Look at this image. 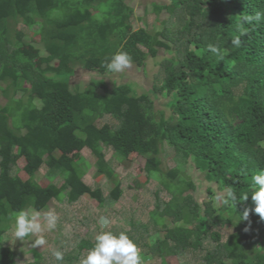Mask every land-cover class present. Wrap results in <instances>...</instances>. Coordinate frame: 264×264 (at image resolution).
<instances>
[{"label": "trees", "instance_id": "trees-1", "mask_svg": "<svg viewBox=\"0 0 264 264\" xmlns=\"http://www.w3.org/2000/svg\"><path fill=\"white\" fill-rule=\"evenodd\" d=\"M258 12L264 13V0H178L162 27L146 20L132 29L135 10L127 0H0V264H18L8 233L20 211L45 213L52 200L75 203L89 194L101 212L94 222L108 216L105 207L124 189L107 148L122 160L143 157V170L160 180L153 212L163 220L156 230L164 237L150 242L116 232L142 249L140 264L157 257L168 263L169 255L195 264H264V220L251 199L252 177L264 170V17L256 21ZM237 36L239 47L232 44ZM210 44L223 56L210 52ZM162 48L175 54L161 60L152 88L140 94L127 82L110 89L104 78L72 83L77 66L104 75L111 57L123 52L145 68ZM26 83L35 98L26 96ZM159 96L167 98L168 114L156 108ZM165 145L176 151L167 170ZM85 149L97 165L93 174L113 183L107 196L85 180L82 164L91 160ZM190 159L226 191L229 215L217 213L213 198L198 202L186 193ZM163 190L169 200L159 199ZM246 209L249 217L241 219ZM136 217L128 222L135 230ZM226 225L235 230L225 236ZM94 242L79 237L67 264L81 261Z\"/></svg>", "mask_w": 264, "mask_h": 264}, {"label": "rangeland", "instance_id": "rangeland-1", "mask_svg": "<svg viewBox=\"0 0 264 264\" xmlns=\"http://www.w3.org/2000/svg\"><path fill=\"white\" fill-rule=\"evenodd\" d=\"M135 10V15L132 17V29H138L144 26V21H148L150 25H154L156 28L162 27L161 19L168 16L178 4V0H127ZM175 1V2H174ZM163 5L167 8L162 9ZM140 17L142 19H140ZM153 32V31H151ZM30 34V32H29ZM31 36L40 38L35 33L31 32ZM25 47V45H24ZM30 50H35L34 46H27ZM175 51L169 52L165 48L160 49L158 56L149 57L146 62L145 68L138 67L136 64L131 63V66L120 73H113L108 71L104 75L91 69H84L80 66L76 67L75 74L72 78V83H80L82 86L90 83L92 78H104L109 88H113L116 84L120 83H130L136 90V93L140 94L152 88L154 82V75L159 69V63L164 57H172ZM29 91L26 96L32 99L35 98V88L30 83H26ZM167 98L165 96H159L155 99L156 108L160 110H166L169 113V107L166 104ZM4 102V99L0 96V103ZM3 104V103H2ZM107 118V117H106ZM111 122H114L110 117L107 118ZM84 155L90 158V161H86L82 164L86 168L85 180L88 183H92L93 186H99L103 188V195L107 196L110 191V187L113 183L106 181L103 175L95 176L94 170H96L97 165L90 156V150L85 149ZM176 151L173 146L165 145L163 150L162 160H163V170H167L173 167L176 163L175 160ZM106 156L110 159L113 166L119 172V177L123 181V195L121 199L114 203L111 207H105L104 212L108 213L107 217L110 221L108 228L104 229L107 231H112L116 233L117 231H129V234L133 239L137 238V235L144 236L146 240L150 242L156 241L158 238H163L164 233L162 230H156V223L163 224L162 219H157L155 212L157 211L156 201L158 197L155 195V191L161 187L160 180L149 175L143 170L145 159L143 157H138L137 155H131L129 159L122 160L114 151L110 148L106 149ZM87 158V159H88ZM23 163L22 160H20ZM189 167L186 169L187 185L188 190L186 193L193 194V197L198 202H204V200H210L213 198L214 205L216 207L218 214H224L225 216L230 214V211L225 208V193L226 191L219 188L214 180H209L206 178L204 171L200 169V165L193 159L189 160ZM40 181L46 184L49 179L45 173L39 172L38 174ZM37 177V176H36ZM37 177V178H38ZM149 180V181H148ZM59 184H61L62 179H59ZM212 187L214 189V194L211 195L208 192V188ZM222 197L223 199H220ZM161 200H169L170 195L166 191H161L159 195ZM49 210H53L57 216L58 220L56 227L53 230H45L40 235H43L46 244L44 246L32 247L31 241L35 237H26L24 241L15 239L14 233V223L13 229L8 233L9 244H11L17 251L16 260L18 264H67L70 254H75L77 251V239L79 237H89L92 236L93 239L95 235L99 232V225L94 221L101 215L100 207L98 206V201L92 198L89 194H85L82 200L75 203H69L64 197L63 201L52 200L50 202ZM156 210V211H155ZM155 211V212H153ZM29 212H38L31 211ZM137 216L135 220L136 230L133 227L131 229L128 222ZM154 216V217H153ZM102 217V216H101ZM100 220V219H99ZM98 220V221H99ZM43 223V220L41 221ZM171 224V221H167ZM89 223L90 225H87ZM101 226V225H100ZM142 227V229H140ZM235 229L232 225H226L223 227L224 235H228ZM146 233V235H145ZM148 233V234H147ZM150 233V234H149ZM59 237V243L54 240V238ZM67 240H65L64 238ZM153 244V243H149ZM64 245L61 249L59 246ZM34 250H33V249ZM141 251V248H138ZM55 250L63 251L64 259L63 261H56L53 256ZM86 256V255H84ZM83 256V257H84ZM168 263L164 264H195L193 261H186L179 259L176 255L166 256ZM73 264V263H72ZM74 264H80V261H76ZM149 264V263H148ZM152 264H163L162 258H155V262Z\"/></svg>", "mask_w": 264, "mask_h": 264}, {"label": "clouds", "instance_id": "clouds-1", "mask_svg": "<svg viewBox=\"0 0 264 264\" xmlns=\"http://www.w3.org/2000/svg\"><path fill=\"white\" fill-rule=\"evenodd\" d=\"M264 17V13H257L254 17L256 21H260ZM232 44L239 47L241 44L240 37L232 39ZM208 50L217 56H223L218 46L209 45ZM131 66V58L123 52L114 54L107 63L110 72L120 73ZM253 190L251 191V199L254 203V213L264 220V170L260 171L252 177ZM229 200L236 201V194L228 191ZM220 199H223L220 197ZM247 199V195L244 197ZM227 202V201H225ZM249 210L243 211L241 219L247 220ZM43 220V223L41 222ZM58 220L57 214L53 210H49L43 214L38 212L20 211L14 218V237L24 241L26 237L33 236L31 241L32 247L44 246L46 240L40 235L45 230H53ZM99 224L102 229L108 228L110 221L107 217H100ZM94 246L82 257L80 264H140V252L136 243L129 237L126 232L118 234L112 231L102 230L95 235ZM53 256L56 261H63L64 253L55 250Z\"/></svg>", "mask_w": 264, "mask_h": 264}]
</instances>
